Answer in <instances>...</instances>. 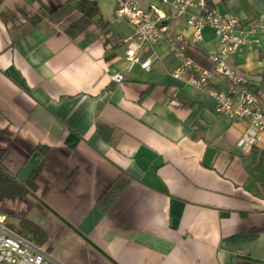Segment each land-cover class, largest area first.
<instances>
[{
  "label": "crops",
  "instance_id": "crops-1",
  "mask_svg": "<svg viewBox=\"0 0 264 264\" xmlns=\"http://www.w3.org/2000/svg\"><path fill=\"white\" fill-rule=\"evenodd\" d=\"M76 1L0 0L1 163L21 183L36 176L34 194L0 203L15 209L22 234L2 215L6 226L61 264H264V137L239 150L245 122L217 116L205 89L171 76L180 59L165 39L129 66L123 40L133 27L115 16V0H90L99 14L68 38L49 13ZM207 1L245 27L264 19V0ZM198 13L188 9L169 35L189 38ZM216 48L204 30L186 55ZM229 64L264 110V29ZM210 87L227 84L214 77ZM121 175L126 187L100 206Z\"/></svg>",
  "mask_w": 264,
  "mask_h": 264
},
{
  "label": "built area",
  "instance_id": "built-area-1",
  "mask_svg": "<svg viewBox=\"0 0 264 264\" xmlns=\"http://www.w3.org/2000/svg\"><path fill=\"white\" fill-rule=\"evenodd\" d=\"M163 7L170 10L165 11ZM190 8L198 14L187 19L192 35H169L172 22L184 17ZM114 14L133 27V34L123 40L126 45V60L131 66L139 61L137 52L144 47L165 39L170 50L180 59V64L171 76L195 88H203L215 100V114L228 121H243L246 129L237 142V148L248 152L255 147L258 137H264V110L255 93V87L229 64L231 57L244 51L248 43L256 44L258 34L264 29V19L258 17L248 26L238 18L225 17L207 0H160V5L143 7L141 0H115ZM209 30L216 37L217 48L206 54L209 68H205L186 55L193 51L203 39V31ZM249 40V41H248ZM149 60L141 63L144 70ZM220 77L226 81V91L210 87V80ZM112 80L120 83L119 74ZM0 264H61L44 248L35 246L6 226L5 217L0 215Z\"/></svg>",
  "mask_w": 264,
  "mask_h": 264
},
{
  "label": "trees",
  "instance_id": "trees-1",
  "mask_svg": "<svg viewBox=\"0 0 264 264\" xmlns=\"http://www.w3.org/2000/svg\"><path fill=\"white\" fill-rule=\"evenodd\" d=\"M208 2V1H207ZM209 4V3H208ZM210 5V4H209ZM211 6V5H210ZM99 14L95 2L90 0H78L73 4L65 3L58 6L49 13V20L58 25L61 31L70 39H74L78 35L85 32L93 23V20ZM107 24H103L105 27ZM197 63L205 68H209L210 64L206 58L200 54H189ZM264 83V69L262 70L261 84ZM256 93V88H255ZM2 155L0 154V203L4 201L22 200L28 194H34L36 190V176L31 174L25 183L17 181V179L3 166L1 163ZM129 178L121 175L107 189L104 195L99 199L98 204L107 207L126 187ZM31 233V237L38 244H42L44 237L39 228L23 222Z\"/></svg>",
  "mask_w": 264,
  "mask_h": 264
},
{
  "label": "rangeland",
  "instance_id": "rangeland-1",
  "mask_svg": "<svg viewBox=\"0 0 264 264\" xmlns=\"http://www.w3.org/2000/svg\"><path fill=\"white\" fill-rule=\"evenodd\" d=\"M12 213H15V209L12 208L10 203H5L2 206H0V214L7 216L8 222L12 224V226L14 227V230L17 233L22 234L21 232L22 226L16 224L15 218L13 217Z\"/></svg>",
  "mask_w": 264,
  "mask_h": 264
}]
</instances>
